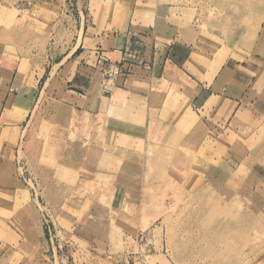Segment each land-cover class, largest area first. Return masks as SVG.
<instances>
[{"label":"rangeland","instance_id":"1","mask_svg":"<svg viewBox=\"0 0 264 264\" xmlns=\"http://www.w3.org/2000/svg\"><path fill=\"white\" fill-rule=\"evenodd\" d=\"M77 2L82 10L83 0H0V55L18 65L22 81L32 89L28 93L33 92L29 113L22 122L17 167L21 185L33 192L37 188L43 199V190L50 189L53 179L51 169L35 160L41 127L64 130L69 142L80 139L88 149L100 144L110 130L102 107L93 111L77 106L68 118L61 115L59 107L66 104L60 97L63 64H47L50 58L58 61L64 55L76 34L73 10ZM157 4L166 6L165 18L171 26L161 29L157 47L166 49L173 42H184L191 50L188 66L211 67L215 74L226 61L246 60L260 53L263 42L257 41V36L264 24V0H85L83 14L84 19L88 13L94 14L100 24L99 17L107 12L113 11L114 18L121 19L117 14L135 5L134 18L149 21ZM100 76L101 94L109 96L116 84L106 83ZM168 88L155 83L154 95L150 91L143 99L149 112L128 113L134 118L144 115L145 120L141 134L137 130L129 134L133 144L127 151L102 145L121 159H113L112 166L98 178H90L81 187L85 192L76 189L73 193L60 186L51 193L55 205L66 195L81 194L84 210L95 220L97 234L103 236L98 251L82 248L85 241H77L75 236L85 238L89 231L61 212L53 213L48 224L54 244L63 254L52 258L53 264H264V199L245 193L251 184L254 141L259 144L264 134L256 137L251 121L226 122L222 127L203 123L195 128L198 117L195 123L183 125L192 112L189 103L178 111L173 104L168 107L170 115L176 116L173 126L160 111L167 109L162 106H168ZM167 121L172 134L166 138L157 128ZM111 130L119 134V130ZM184 148L189 150L185 154L188 159L179 164L182 173L190 172L189 176L181 181L166 177L165 162L173 164L170 158L174 151ZM236 156L244 157L239 170L227 162ZM97 205L108 214L96 218ZM232 221L238 222L237 231L222 227L220 232H212ZM31 251L36 253V249ZM27 252L8 257L6 264H43L46 260L30 257Z\"/></svg>","mask_w":264,"mask_h":264},{"label":"crops","instance_id":"2","mask_svg":"<svg viewBox=\"0 0 264 264\" xmlns=\"http://www.w3.org/2000/svg\"><path fill=\"white\" fill-rule=\"evenodd\" d=\"M84 3L85 0L82 2L83 9ZM83 9L79 10L78 2L75 3L76 34L65 47L64 55L58 61L50 58L47 64H63L60 70L64 84L60 97L66 104L59 107L61 115L68 118V113H72L73 107L77 106L93 111L102 107L106 109L110 130L103 135L101 145L94 144L92 149H88L80 139L69 142L64 130L54 126L51 129L46 125L41 127L35 142V160L51 169L53 179L50 189L43 190L44 199L39 196L41 192L37 188L33 192L21 185V173L17 167L22 152L19 147L23 136L22 122L29 113L33 92L28 93L32 89H28L26 81H22L18 65L0 55V264H6V259L12 255L27 251L30 257L46 258L43 264H53L52 258L62 257V250L54 244L52 228L48 224L55 212H61L77 226L89 231L90 235L85 238L79 234L75 237L77 241H85L82 248L98 251L100 237L103 236L97 234L95 220H90L84 210L81 194L66 195L55 205L51 193L60 186L73 193H83L85 191L81 187L87 185L90 178H98L112 166L113 159H121L102 145L123 147L124 152L132 146L129 134H134V130L142 133L141 124L145 117L134 118L128 113L137 110L149 112L143 99L155 83L169 86L168 106H162L167 109L160 111L173 126L176 116L170 115V106L173 104L178 111L180 106L189 103L192 112L186 115L183 125L195 123L198 117L201 121L196 122L195 128L202 127L203 123L207 127H222L221 124L226 122L251 121L256 137L264 134V24L260 25L257 36V41L263 42L259 54L232 63L226 61L217 73L212 74L211 67L187 65L191 50L184 42H173L166 47L167 50L157 47L161 29H171L165 18L168 15L164 4L156 5L149 21L134 18L135 5L127 12L121 10L117 14L121 19L114 18L113 11L107 12L99 17L100 24L96 22L98 17L95 18L92 13L84 19ZM106 62L123 67L109 96L102 95L100 90L101 67ZM169 121L157 128V132L161 131L166 138L172 134ZM177 126L181 127L182 122ZM111 129L119 130V134ZM186 151L189 150H175L170 158L173 164L165 162L166 177L181 181L189 176L190 172L182 173L179 164L188 159ZM253 152L254 162L264 161V136L259 144L254 141ZM227 162L230 168L233 166L239 170L244 164V157H230ZM254 162L249 173L251 184L244 189L251 198L263 200L264 164ZM96 212V218L108 214L107 209L98 205ZM31 249H36V253L33 254Z\"/></svg>","mask_w":264,"mask_h":264},{"label":"built area","instance_id":"3","mask_svg":"<svg viewBox=\"0 0 264 264\" xmlns=\"http://www.w3.org/2000/svg\"><path fill=\"white\" fill-rule=\"evenodd\" d=\"M122 69V65L112 62H106L101 67V75L106 83L114 82L116 78L120 75Z\"/></svg>","mask_w":264,"mask_h":264},{"label":"bare ground","instance_id":"4","mask_svg":"<svg viewBox=\"0 0 264 264\" xmlns=\"http://www.w3.org/2000/svg\"><path fill=\"white\" fill-rule=\"evenodd\" d=\"M264 28V27H263ZM236 221H238V220H236ZM233 222V221H232ZM238 222H233V223H227V224H225V225H222V226H219V227H217L216 229H213L212 230V232H215V233H217L218 231L220 232L221 231V229H222V227H225V229L224 230H229V231H233V229H236V231H237V229H238ZM235 231V232H236Z\"/></svg>","mask_w":264,"mask_h":264}]
</instances>
